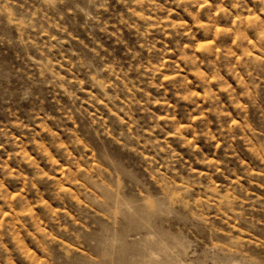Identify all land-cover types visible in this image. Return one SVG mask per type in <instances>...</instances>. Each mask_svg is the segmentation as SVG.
<instances>
[{
    "label": "clouds",
    "instance_id": "9594fccd",
    "mask_svg": "<svg viewBox=\"0 0 264 264\" xmlns=\"http://www.w3.org/2000/svg\"><path fill=\"white\" fill-rule=\"evenodd\" d=\"M0 66V264H264V0H0Z\"/></svg>",
    "mask_w": 264,
    "mask_h": 264
},
{
    "label": "rangeland",
    "instance_id": "374dc122",
    "mask_svg": "<svg viewBox=\"0 0 264 264\" xmlns=\"http://www.w3.org/2000/svg\"><path fill=\"white\" fill-rule=\"evenodd\" d=\"M78 2L86 4V0H78ZM4 76H5V69L3 66H0V80H2ZM118 227H120L121 229H124L127 226L120 224V225H118ZM57 264H65V262H63L62 259L58 256Z\"/></svg>",
    "mask_w": 264,
    "mask_h": 264
}]
</instances>
